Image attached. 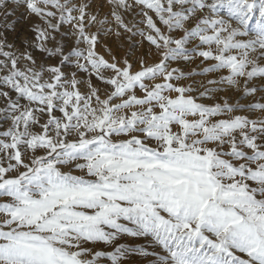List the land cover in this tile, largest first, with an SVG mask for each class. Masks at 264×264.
<instances>
[{"label": "snow or ice", "instance_id": "obj_1", "mask_svg": "<svg viewBox=\"0 0 264 264\" xmlns=\"http://www.w3.org/2000/svg\"><path fill=\"white\" fill-rule=\"evenodd\" d=\"M108 3L101 19L88 0H0L5 21L37 17L31 47L60 58L38 65L0 41V264H264V0ZM108 25L158 62L105 60ZM195 57L214 63L170 67ZM209 73L203 91L182 83ZM224 85L236 103L201 102Z\"/></svg>", "mask_w": 264, "mask_h": 264}, {"label": "rangeland", "instance_id": "obj_2", "mask_svg": "<svg viewBox=\"0 0 264 264\" xmlns=\"http://www.w3.org/2000/svg\"><path fill=\"white\" fill-rule=\"evenodd\" d=\"M89 3L93 4V7L89 9L91 14L99 13L100 18L102 19L105 14L109 13L110 5L108 0H88ZM11 9L9 8V11ZM136 12H139V8L137 7ZM149 15H153L149 13ZM141 17L135 15L134 12L124 13V22L129 25V27H133V31L137 30H145V26L141 23ZM153 19L155 20V16L153 15ZM42 22L37 18L30 14H28L23 8H19L15 11L14 14L9 16L5 21L2 14H0V41L5 40L8 44L12 45L13 51H23L28 50L31 51L34 58L37 61V64H44L45 66L58 65L60 58L58 56H47L44 53H40L38 50L33 49L31 47L32 44L35 43V34L33 32V28L37 24H41ZM157 26L161 27L163 30V26L159 24L157 21ZM195 26V20L186 24L187 28H191ZM99 25L92 27L90 29L91 32H96ZM108 27L114 28V25H108ZM119 31L120 35L117 36L115 33ZM61 34H57V41L63 43L65 45V50L74 46L75 44V36L70 34V30L67 26L61 29ZM55 42L50 43L48 47H54ZM97 52L100 56H102L105 60L112 62L113 58L120 60L121 63L127 59L130 64L134 65L133 71L139 70L138 61H145L148 65H152L159 60V56L156 54L155 50L148 44L146 40H143L139 35L133 36L132 33L122 32L120 29H115L113 34L111 35H102L101 42L97 47ZM213 61H204L202 62V58L195 57L192 59L190 63L185 64H172L171 68H179L181 71L187 73H198L202 72L204 68L209 67ZM66 70H71L69 65H65ZM110 75V74H108ZM220 73H209L206 76L193 75L192 79L183 81L185 85H193L196 88H199L200 91H203L204 85L208 87V80H216L220 78ZM77 79L84 80L80 86L81 92L87 91V75H79ZM92 83L94 87H97L103 92L104 86L100 81H97L94 77L92 78ZM257 85H259V81H257ZM222 87L223 91L217 93L211 99H206L201 101L206 104H212L219 100L228 99L231 103H236L240 96L241 92H238L236 89H229L226 85L224 86H215ZM198 95L199 93H194ZM103 98V96H102ZM256 99H260V95L258 94ZM242 104H248L250 101L243 100L240 101ZM4 106V102L0 99V107ZM252 118L254 119H264L261 117L259 113H256ZM7 127V124H4V128ZM4 128H0V131H3ZM67 170V169H65ZM139 258V257H137Z\"/></svg>", "mask_w": 264, "mask_h": 264}]
</instances>
